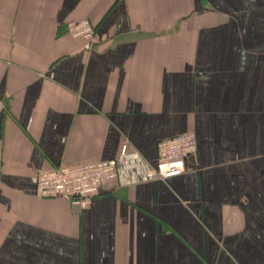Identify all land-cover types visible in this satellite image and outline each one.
Wrapping results in <instances>:
<instances>
[{"label": "crops", "instance_id": "obj_1", "mask_svg": "<svg viewBox=\"0 0 264 264\" xmlns=\"http://www.w3.org/2000/svg\"><path fill=\"white\" fill-rule=\"evenodd\" d=\"M0 97V264H264V0H0ZM187 132L180 176L35 192Z\"/></svg>", "mask_w": 264, "mask_h": 264}, {"label": "built area", "instance_id": "obj_2", "mask_svg": "<svg viewBox=\"0 0 264 264\" xmlns=\"http://www.w3.org/2000/svg\"><path fill=\"white\" fill-rule=\"evenodd\" d=\"M68 33L77 40H93L95 26L89 19L69 25ZM5 103L0 97V114ZM198 138L187 132L161 140L159 159L151 164L138 150H128L118 157L72 166H58L41 172L36 179V194L44 198H63L74 206L86 208L99 195L101 185L110 180L124 184L180 176L186 170V158L195 153Z\"/></svg>", "mask_w": 264, "mask_h": 264}]
</instances>
